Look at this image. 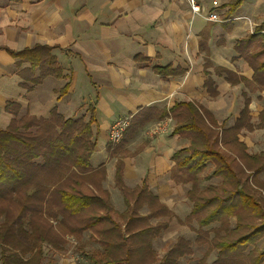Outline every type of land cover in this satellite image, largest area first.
I'll list each match as a JSON object with an SVG mask.
<instances>
[{
	"label": "trees",
	"instance_id": "1",
	"mask_svg": "<svg viewBox=\"0 0 264 264\" xmlns=\"http://www.w3.org/2000/svg\"><path fill=\"white\" fill-rule=\"evenodd\" d=\"M241 1L231 0L230 10L236 9ZM263 29L264 25L256 28L253 34L239 39L237 44V50L241 53L245 51L255 70L254 81L258 85L250 86L253 90H264V45H260L254 54L247 52L242 45L258 34L264 37ZM56 47L36 43L20 51L9 49V52L18 58V64L30 63V73H22V76H29L34 84L52 75L67 79L60 88V98L69 91L72 67L62 65L53 51ZM135 58L151 61L150 57L144 55ZM209 65L206 62V67ZM37 68L39 71L36 74ZM215 69L218 72L227 71L232 82L240 80L234 78L235 72L228 68L217 66ZM152 70L166 76L185 72L184 67L172 64L153 65ZM241 78L246 80L243 76ZM204 85L211 96L218 94L212 78L208 77ZM243 95L244 105L234 123L228 127L219 123L214 113L203 104L187 100L176 102L169 110L155 106L140 110L129 115L130 123L126 127L127 133L132 132L155 116L163 119L170 115L175 121L172 133L190 139L189 145L174 152L171 177L177 182H192L193 188L189 194L194 205L185 219H179L181 222L201 216L198 220V235H201L204 231L202 226L217 218L221 220L217 229L226 230L221 235L216 233L212 239V244L218 247L217 259L212 264H261L264 260V248L246 252L250 240L264 232V199L258 197L248 183L250 176L259 182L258 174L264 173V150L251 153L247 151L245 141L239 138L243 128L253 130L263 127L264 108L260 111V121L252 123L249 108L251 98L245 91ZM5 106L13 116L6 127L0 126V212L5 213L0 221L2 264H40L41 244L51 241L52 236L40 227L36 218L42 219L44 215L56 217L57 213L61 214L62 223L67 226L69 234L83 235L87 229L97 232L92 236L100 242L103 250L86 251L91 263L154 264L155 252L151 242L161 229L168 226V222L152 224L149 220L161 214H171V210L148 188L146 180L134 190L127 187L123 174L124 162L118 159L116 185L123 192L126 203L125 211L119 212L123 221L116 218L110 194L101 185L99 191L94 192L78 189L77 184L94 177V182L100 178L101 183L105 176V165L94 167L90 161L97 143V135L93 132V126L98 121L96 107L89 105L90 115L86 119L84 115L65 117L56 105L49 116L38 117L29 113L18 116L20 105L13 100L7 101ZM238 161L244 166L240 167ZM207 162L215 165L214 175L223 177V187L211 186L206 191L215 193L200 197L195 194V183ZM144 204H148L150 212L142 216L138 210ZM232 215L238 216V223L230 230ZM25 219L30 229L26 228ZM191 251L189 240L179 237L158 264H178V258ZM28 252H32V255L26 259L23 254ZM206 256L198 264H204Z\"/></svg>",
	"mask_w": 264,
	"mask_h": 264
},
{
	"label": "crops",
	"instance_id": "2",
	"mask_svg": "<svg viewBox=\"0 0 264 264\" xmlns=\"http://www.w3.org/2000/svg\"><path fill=\"white\" fill-rule=\"evenodd\" d=\"M7 1L9 3H0V9L5 7L1 11L5 21L0 19V126L6 127L13 116L5 106L9 100L20 105L18 116L26 113L37 117L49 116L56 105L65 117H78L80 102L84 97H90L98 120L93 126L97 135L96 150L90 161L94 167L105 165L104 187L111 192L118 188L115 170L122 152L158 119L138 127L136 134L129 131L125 143L116 148V143H110L109 129L112 122L120 117L132 116L151 106L169 110L183 100L199 102L215 113L212 104L218 99L226 100V93L240 90V97L244 98L245 91L251 98V122L256 123L258 115L260 118L259 112L264 108V90L250 88L258 85L254 81L255 70L245 51L237 50V44L239 39L264 25V0H242L234 10H230L231 0H199L207 9L215 8L221 21L194 14L187 0H43L35 5L30 3L31 0ZM78 1H88L84 13H81L83 3L77 8L74 6ZM68 9L72 11L71 16H68ZM75 12L80 13L77 15ZM36 43L57 46L53 51L58 60L65 68L72 67L66 95L58 98L67 79L52 75L34 84L29 76H22V73H30V63L18 64V58L9 49L20 51ZM260 45H264V37L258 34L242 46L254 54ZM138 55L150 57L151 61L135 58ZM206 62L210 63L207 67ZM167 64L184 67L185 72L166 76L152 70L153 65ZM217 66L232 70L235 72L233 77L240 80L232 82L228 78L229 73L218 72ZM38 71L37 68L36 74ZM208 77L214 80L217 95L211 96L204 85ZM52 78L58 80V84L53 83L55 79ZM95 84L102 88V93L105 89V94H108L105 98L108 108L104 107L103 120L97 112L105 94L98 93ZM88 86L90 90L82 93V88ZM241 104L236 118L244 102ZM253 107L255 112L251 111ZM88 108L84 113L90 115ZM188 144L187 138L170 131L149 140L137 153V160H131L128 154L121 157L125 164L126 185L133 187L146 180L148 188L155 195L160 194V200L179 213L178 205L173 201L185 196L191 185L171 177V167L175 162L172 156ZM257 146L252 145L250 150L263 149ZM122 147L124 151L120 150ZM172 192L175 193L173 197L163 195Z\"/></svg>",
	"mask_w": 264,
	"mask_h": 264
},
{
	"label": "rangeland",
	"instance_id": "3",
	"mask_svg": "<svg viewBox=\"0 0 264 264\" xmlns=\"http://www.w3.org/2000/svg\"><path fill=\"white\" fill-rule=\"evenodd\" d=\"M43 0H31V4H40ZM1 4H6L9 3L7 0H0ZM83 3L82 6V12H85V8L88 6V1H78V3L74 6L77 8L80 6V4ZM5 7H2L0 9V19L1 21H5V17L1 15V11ZM68 16H71L72 11L68 9L67 11ZM80 12H75V14L79 15ZM262 57V56H261ZM79 73V72H78ZM81 74V73H80ZM81 76H83L81 74ZM55 79V78H52ZM56 81V82H55ZM53 83L58 84V80L55 79ZM61 82V81H60ZM95 88L98 93L100 94H105L102 93V88L99 86H96ZM90 90L89 86L82 88V93L84 91ZM221 90H224V88H221ZM97 93L94 94V100L98 98ZM242 96L240 90H237L236 92H228L225 94L226 100H217L213 105V109L215 111L214 115L216 114L218 117L216 119H219V123L225 124L227 127L228 125L232 124L235 121V116L238 113V110L240 108V104L244 102V98L240 97ZM108 97V94H105L102 96V99L100 100V104L98 106V112L97 116L100 118V120H103V115H104V107H107L106 99ZM91 104L90 97H84L82 99V102H80L78 106V117L85 115V118L88 119V114L84 113L85 108L89 107ZM241 104V105H242ZM251 107V106H250ZM108 108V107H107ZM111 109V108H110ZM208 109V108H207ZM251 109L252 112L254 111ZM88 112V111H87ZM90 112V111H89ZM211 112V111H210ZM212 113V112H211ZM260 113V112H259ZM258 115V114H257ZM65 116V115H64ZM120 118H126V117H120ZM157 117L153 118L152 120H155ZM252 118H253V113H252ZM117 120V119H116ZM162 120V119H161ZM160 119H156L155 123L150 126V128L145 129L146 133L138 138L134 144H130V147L126 151L124 147L120 148V150H123L121 157L130 155L131 160H137V153H139L142 149L145 148L147 142L149 140H152V138L155 135L158 134H165L166 132L173 131V127L175 124L174 119L172 121H169V124H167V129L168 130H163L160 127H157L158 121H161ZM260 120L259 115L256 118V123ZM115 121V120H114ZM113 121V122H114ZM112 122V123H113ZM254 123V124H256ZM264 126V125H263ZM216 127V126H215ZM217 128V127H216ZM138 132L137 128L132 131L133 134H136ZM127 130L124 133V136L117 142H110V143H116V148H119L121 144L125 143V137H126ZM153 135V137H151ZM184 138V137H183ZM186 138V137H185ZM239 138L241 141H245L247 144V151L253 153V152H259L264 150V127H257L253 130L249 129H242L241 133L239 134ZM188 139V143L190 144V139ZM118 143V144H117ZM188 144V145H189ZM252 145H258V148H263L261 150L257 151H251L250 147ZM124 148V149H123ZM119 157L120 159L123 160V158ZM143 161L145 162L146 159L143 158ZM238 164L240 167H243L244 165L238 161ZM125 165V164H124ZM117 167V163H116ZM215 165L212 162H207L205 167L200 171V174L198 176L197 182L195 183V188H196V193L199 194L201 197L202 195H213L215 192L213 191H206L207 188L213 186H217L219 189H222V183H223V177L218 174H213ZM124 170V167H123ZM246 171L251 172V170L246 169ZM116 172V170H115ZM132 171H130V174ZM104 178L102 182L100 183V178L96 182H94V178L91 180H86L82 184H77L78 189L81 190L82 192L87 191V192H94V191H99V187H103L105 190L108 191L110 194V201L111 204L115 207L116 210V218L120 219L121 221L124 220L122 216L120 215L119 212H124L126 209V203H124V198H123V192L121 189L116 188L113 189L112 192L104 187V182L106 180V170L104 171ZM96 177H99V175ZM116 179V176H115ZM258 180L259 182H256L252 176H250L248 183H250L251 187H253L254 192L256 195L260 198L264 199V173L258 174ZM116 181V180H115ZM125 182V180H124ZM188 182V181H187ZM143 183V181H142ZM142 183L137 184L133 187L127 186L130 189L134 190V187L142 185ZM190 183V188L185 194L181 197L179 201L174 200L173 203L178 206H176L177 210L179 211L176 212L175 209H171L169 206V209L171 210V214H161L158 215V217H152L150 218V222L152 224L158 223V221H167L168 226L166 228H163L160 230L158 235L153 238L151 245L153 246V250L155 252L154 255V264H158L161 259L168 253L170 249L173 248L174 244L178 241L179 237L185 238L189 240V245H191L192 251L188 252V254H183L178 258V264H198V262L203 258L205 254L206 256V261L204 264H212L216 259L218 255V247H216L214 244H212V239L215 237V234L218 233V235L224 234L226 230H218L217 227L221 225V220L220 219H214L210 224L202 226V229L204 231L202 232L201 235L199 234V223L198 220L201 218V216L197 217H191L189 218L190 220H187V222H181L179 219H185L187 215L190 214L191 209L193 208L194 201L193 198H191V194H189V191L193 188L192 187V182ZM126 184V183H125ZM216 191H221V190H216ZM158 195V194H157ZM160 195V194H159ZM158 195L159 199L160 196ZM164 196H171L173 197L175 195L174 192L171 194H163ZM177 196H175L176 198ZM189 199V201H188ZM178 203H177V202ZM190 201H191V206H190ZM14 208V207H13ZM150 212V208L148 204H144L143 207H141L138 210V213L140 215H148ZM245 214V212H243ZM5 217L4 212H0V221H2ZM61 214L57 213L56 217H50L47 215H44L42 219L36 218L38 221V224L40 225L41 228L47 230L49 232V235L52 236L51 241H43L41 244L40 250L42 252L40 264H93L90 262L89 258L86 256V251L87 252H101L103 250L102 245L100 242L95 239L92 235H96L97 232L94 230L87 229L84 231L82 234L77 236V234H69L67 226L65 223H62L61 220ZM251 218H245V220L249 221H254L250 220ZM244 220V222H245ZM25 221H27L25 219ZM190 221V222H189ZM238 223V216L237 215H232L230 217V222H229V229L235 227L236 224ZM30 229V225L27 221L26 223V228ZM250 244L247 245L246 247V252H249L253 250L254 248H264V232L261 233L260 235L256 236L249 242ZM36 250V249H35ZM20 253V252H19ZM23 254V253H22ZM32 255V252H28V254H23L24 258L29 259ZM2 251L0 248V264H2ZM139 258V255H138ZM261 264H264V260L261 262Z\"/></svg>",
	"mask_w": 264,
	"mask_h": 264
},
{
	"label": "built area",
	"instance_id": "4",
	"mask_svg": "<svg viewBox=\"0 0 264 264\" xmlns=\"http://www.w3.org/2000/svg\"><path fill=\"white\" fill-rule=\"evenodd\" d=\"M190 4L191 10L194 14H201L204 15L208 20H214V21H221L220 13L215 10L213 7H209L207 9L199 0H187ZM264 34V29L261 31ZM173 117L169 116L166 119H162L161 121H158L157 127L162 128L163 130L167 129V124H169V121H172ZM130 123V117L126 116V118H118L115 120L109 129L110 136L109 140L110 142H117L119 141L125 133L126 127Z\"/></svg>",
	"mask_w": 264,
	"mask_h": 264
}]
</instances>
